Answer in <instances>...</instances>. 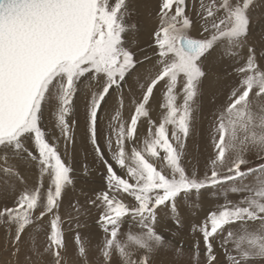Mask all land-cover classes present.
Returning <instances> with one entry per match:
<instances>
[{
    "label": "snow or ice",
    "instance_id": "1",
    "mask_svg": "<svg viewBox=\"0 0 264 264\" xmlns=\"http://www.w3.org/2000/svg\"><path fill=\"white\" fill-rule=\"evenodd\" d=\"M139 3L0 0V264H264V0Z\"/></svg>",
    "mask_w": 264,
    "mask_h": 264
},
{
    "label": "rangeland",
    "instance_id": "2",
    "mask_svg": "<svg viewBox=\"0 0 264 264\" xmlns=\"http://www.w3.org/2000/svg\"><path fill=\"white\" fill-rule=\"evenodd\" d=\"M141 3H144L143 5H145L147 8V12H145L144 15L146 16L145 19L147 20V23H149L148 12L154 6V0H149V1L148 0H140V4ZM136 20L142 21L143 20V13L138 15L136 17ZM141 26H142V23H141ZM147 28L148 27L142 26V29H143L142 32L145 31V33L140 34V37L142 35V38H140L141 41L147 39ZM255 30L257 32L256 40H257V43H259L260 40L262 39V37H261L262 26H261V28H255ZM204 127L206 128L207 125L205 124ZM196 141L198 142L199 151L197 152L195 150V148H193L192 163L195 164V163H197V160H199V163L202 167L205 156L209 152H211L212 149L210 146V141L205 135H201L200 133H198L197 137H196ZM81 183L84 184L85 182L82 181ZM99 183H100L99 177L96 176V177H93L92 179H90L89 181H87L85 186L86 187H96ZM77 191H79V187H78ZM90 224H91V222H90ZM91 231L96 232L94 225H91ZM180 238L185 243V249H184L185 254L183 256H176L173 252L161 254L160 260L162 261V264H184V263L189 264L191 253L188 251V249L190 248V246L192 244V236H191L189 228L187 226L182 231ZM36 242L38 244H41V245L43 244V242H44L43 233H40L37 236ZM95 243H96V241L93 240V246L89 251V260H90L91 264H99L98 253L95 249ZM4 245H5V238H4L3 232L0 231V249H3ZM30 245H31V241H29V246ZM6 259H8L7 254L5 252L0 251V262H2L3 260H6ZM66 260L68 261V264H79V261H80V257L78 256V254L76 253V251L72 247L71 242L69 244V251L66 254ZM183 261H184V263H183Z\"/></svg>",
    "mask_w": 264,
    "mask_h": 264
},
{
    "label": "crops",
    "instance_id": "3",
    "mask_svg": "<svg viewBox=\"0 0 264 264\" xmlns=\"http://www.w3.org/2000/svg\"><path fill=\"white\" fill-rule=\"evenodd\" d=\"M144 3H139V13L140 14H142L143 13V20L142 21H140L141 23H142V26L143 27H149L150 26V24L149 23H147V20L145 19L146 18V16L144 15V13L145 12H147V8L145 7V5H143ZM142 5V6H141ZM141 6V7H140ZM139 14V15H140ZM142 18V17H141ZM261 26H262V24L261 23H258L257 25H256V28H261ZM142 34L143 33H145V31L144 32H141ZM257 34V32H256V30H255V35ZM139 38H142V35H141V37H139Z\"/></svg>",
    "mask_w": 264,
    "mask_h": 264
},
{
    "label": "bare ground",
    "instance_id": "4",
    "mask_svg": "<svg viewBox=\"0 0 264 264\" xmlns=\"http://www.w3.org/2000/svg\"><path fill=\"white\" fill-rule=\"evenodd\" d=\"M149 1V0H148ZM146 7V6H145ZM183 263H184V261H183ZM185 264V263H184Z\"/></svg>",
    "mask_w": 264,
    "mask_h": 264
}]
</instances>
